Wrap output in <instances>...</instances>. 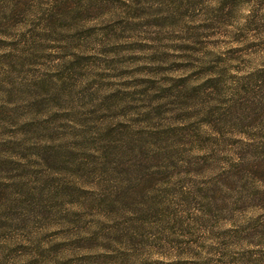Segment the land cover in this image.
Listing matches in <instances>:
<instances>
[{"label": "rangeland", "instance_id": "obj_1", "mask_svg": "<svg viewBox=\"0 0 264 264\" xmlns=\"http://www.w3.org/2000/svg\"><path fill=\"white\" fill-rule=\"evenodd\" d=\"M0 37V264H264V0H0Z\"/></svg>", "mask_w": 264, "mask_h": 264}, {"label": "trees", "instance_id": "obj_2", "mask_svg": "<svg viewBox=\"0 0 264 264\" xmlns=\"http://www.w3.org/2000/svg\"><path fill=\"white\" fill-rule=\"evenodd\" d=\"M258 13V10L248 11L245 25L253 24ZM239 89L240 97L233 101L231 107L238 108L240 117H243L241 119L247 118L253 121V123L246 122L249 125H244L245 128L255 125L258 130L255 138L247 140L243 145L247 150L254 151L252 153L254 162L243 168L247 172H255L260 183L264 182V67L242 77ZM260 192L259 200L264 202V188Z\"/></svg>", "mask_w": 264, "mask_h": 264}, {"label": "clouds", "instance_id": "obj_3", "mask_svg": "<svg viewBox=\"0 0 264 264\" xmlns=\"http://www.w3.org/2000/svg\"><path fill=\"white\" fill-rule=\"evenodd\" d=\"M244 21L242 20L241 21V24H243ZM0 39H3V37H0ZM225 48L227 47H242V45H236V44H229V45H225L224 46ZM230 63V66H229V72L232 74V75H236V76H240V75H246L248 72L252 71L253 69H246L244 71H236L234 67H232L231 65H236V64H239L240 62L239 61H232V62H229ZM242 67V66H241ZM257 67H264V63H259L257 64ZM241 139H244V137H241Z\"/></svg>", "mask_w": 264, "mask_h": 264}]
</instances>
